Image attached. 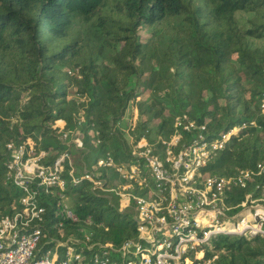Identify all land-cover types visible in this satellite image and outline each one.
<instances>
[{
	"label": "trees",
	"instance_id": "trees-1",
	"mask_svg": "<svg viewBox=\"0 0 264 264\" xmlns=\"http://www.w3.org/2000/svg\"><path fill=\"white\" fill-rule=\"evenodd\" d=\"M263 94L264 0H0V212L18 196L5 181L8 143L31 138L46 162L69 148L78 175L104 153L129 162L135 141L168 138L176 118L203 126L206 140L246 125L201 170L252 171L246 188L228 194L238 205L255 183L264 186L255 174L264 161ZM76 130L79 151L60 141ZM192 136L183 132L182 142ZM90 186L68 183L67 194L77 193L72 209L80 222L90 216L93 240L134 238L131 214ZM195 251L193 262L264 264V236L217 235Z\"/></svg>",
	"mask_w": 264,
	"mask_h": 264
},
{
	"label": "built area",
	"instance_id": "built-area-1",
	"mask_svg": "<svg viewBox=\"0 0 264 264\" xmlns=\"http://www.w3.org/2000/svg\"><path fill=\"white\" fill-rule=\"evenodd\" d=\"M261 107L264 113V94ZM130 120H137L135 108ZM245 127H233L206 140L203 126L176 118L168 138L135 141L129 162L104 153L91 171L84 167L78 175L69 148L46 162L48 152L31 138L18 145L8 143L5 181L18 196L9 211L0 212V264H209L208 260L193 262L195 249L209 247L214 236L240 235L249 223L255 227L249 230L250 236H264V208L258 205L264 186L255 183L238 205L227 203L233 189L251 183L253 172L241 169L225 177L201 171ZM183 132L194 136L182 142ZM60 141L76 151L84 148L78 130L64 132ZM255 174L264 175V161ZM85 182L97 196L116 198L118 210L131 214L134 238L118 245L93 240L87 230L93 224L90 216L80 222L66 203L68 183L80 186ZM43 200L49 202L47 206ZM72 225L78 226L66 234L64 229ZM52 244L55 249L48 253Z\"/></svg>",
	"mask_w": 264,
	"mask_h": 264
},
{
	"label": "rangeland",
	"instance_id": "rangeland-1",
	"mask_svg": "<svg viewBox=\"0 0 264 264\" xmlns=\"http://www.w3.org/2000/svg\"><path fill=\"white\" fill-rule=\"evenodd\" d=\"M251 44H252V47H263V45H262V43L261 42H259V41H252L251 42ZM143 98H147V96H143ZM92 164V165H91ZM93 166V163H88L87 164V167H92ZM88 169V168H87ZM90 188H91V186H90ZM77 193H71V195H70V198L66 201V203L68 204V205H70V204H72L73 203V199H74V196L76 197L77 195H76ZM98 202H99V200L97 199L96 201H95V204L97 205L98 204ZM258 205L259 206H261V207H263L264 208V198L262 197L261 198V200L258 202ZM102 208L103 207H106V205L104 204V205H102L101 206ZM109 218V214H104V219L105 220H107ZM128 219H131V218H128ZM262 228L264 229V224L262 225ZM254 230L255 229V227H253L252 226V224L251 223H249L245 228H244V231L240 234V235H242V236H244V237H249L250 235L249 234H251V232L249 231V230ZM54 249H55V244H52L51 246H50V248H49V250H48V253H52L53 251H54ZM62 255L63 254H61V257H62ZM189 262V261H188Z\"/></svg>",
	"mask_w": 264,
	"mask_h": 264
}]
</instances>
